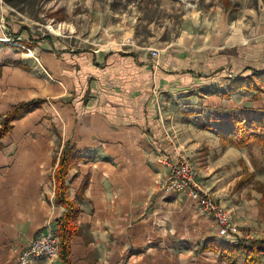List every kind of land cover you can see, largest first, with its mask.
<instances>
[{
  "label": "crops",
  "instance_id": "obj_1",
  "mask_svg": "<svg viewBox=\"0 0 264 264\" xmlns=\"http://www.w3.org/2000/svg\"><path fill=\"white\" fill-rule=\"evenodd\" d=\"M217 11L212 17L213 11L200 10L193 22L198 34L166 47L119 43V48L85 49L13 22L0 1V123L16 104L44 100L13 121L1 140L0 264H18L19 254L45 224L55 226L66 210L55 203L54 176L66 146L80 155L67 175L69 196L82 208L81 231L71 239L74 264H151L156 235L166 254L176 247L166 232L152 226L147 193L133 191L121 198L119 188L127 177L130 189L146 185L150 150L162 153L171 146L162 123V94L226 89L237 76L249 75V69L264 71V37L239 41L228 11ZM152 48L161 50L159 57L151 55ZM51 106L59 113L58 142L53 131L57 119H49L53 112L47 110ZM252 106L263 108L264 94ZM213 137L216 149L241 161L239 179L247 172L257 177L260 157L264 160L258 147L224 149L219 136ZM261 215L264 224V211ZM212 237L195 245L197 253L216 256L212 263L191 251L188 263L176 259L177 264H219L214 252H198L199 244ZM32 264L64 262L59 256Z\"/></svg>",
  "mask_w": 264,
  "mask_h": 264
},
{
  "label": "rangeland",
  "instance_id": "obj_2",
  "mask_svg": "<svg viewBox=\"0 0 264 264\" xmlns=\"http://www.w3.org/2000/svg\"><path fill=\"white\" fill-rule=\"evenodd\" d=\"M0 1L13 22L85 49L119 48V43L125 48H133L136 44L166 47L171 42L187 40L194 34L196 36L198 33L193 31L194 19L198 17L200 10L205 9L213 11L212 17H215L217 10L223 11L225 8L228 11V21L234 22L238 27L239 41L248 43L264 37V0ZM262 63L264 64V60ZM244 71L247 69L242 72ZM220 89L225 88L204 92L169 91L162 94V123L171 146L162 153L156 149L150 150L152 153L147 156L149 169L143 173L146 175V185L130 189L126 186L129 177L122 179L124 181L123 187L119 188L120 197L132 196L133 191L142 194L145 191L152 226L158 227L159 231L163 230L164 236L166 232L172 239V246H176L168 252L170 255L166 254L162 243L158 241L160 238L156 235L154 243L150 244L153 248L150 251L151 264H177V260L188 263L187 254L191 251L194 257H208L205 258L206 261L212 263L216 256L197 253L196 242L205 236H214L219 240L228 239L218 236L216 220L212 215L203 212L188 192L170 185L169 160L185 158L191 162L198 189L226 209L236 229V236L253 239L264 233L263 219L260 218L264 211V160L255 152L256 162L258 157L261 160L257 177L256 173L251 172L250 175L247 172L239 179L243 167L241 161L236 160L237 155L234 157L222 152L220 146L216 149L214 140H217L213 137V132L207 130L203 124L205 116L215 110L252 105L258 100L254 98L256 92L241 90L228 99L220 96ZM47 110L55 114L51 113L49 119H57L56 127L53 123L52 127L54 126L53 131L58 142L59 113L52 106ZM146 144V147H151L149 143ZM167 244L169 245L168 242ZM168 255L172 257L171 260ZM242 262L243 260L241 264Z\"/></svg>",
  "mask_w": 264,
  "mask_h": 264
},
{
  "label": "trees",
  "instance_id": "obj_3",
  "mask_svg": "<svg viewBox=\"0 0 264 264\" xmlns=\"http://www.w3.org/2000/svg\"><path fill=\"white\" fill-rule=\"evenodd\" d=\"M227 88L220 91L223 98H229L239 90H251L256 91L254 98L259 99L264 93V71L253 70L247 76L239 75ZM43 102V99L25 101L9 110L0 123V148L4 147L1 140L12 130L13 121L40 108ZM204 119V127L219 136L224 148L231 146L251 151L253 147H258L264 155V107L257 108L250 105L221 108L206 115ZM78 158L80 159V155L77 149L66 146L54 172L55 203L66 209L55 220L54 226L60 240L59 256L64 264H74L71 259V239L81 231L78 217L82 208L77 199L70 198L67 184L69 170ZM233 237H228L227 240H216L213 237L205 239L199 244L198 252H214L218 255L221 264H241L242 259V264L264 263V237L253 239Z\"/></svg>",
  "mask_w": 264,
  "mask_h": 264
},
{
  "label": "built area",
  "instance_id": "obj_4",
  "mask_svg": "<svg viewBox=\"0 0 264 264\" xmlns=\"http://www.w3.org/2000/svg\"><path fill=\"white\" fill-rule=\"evenodd\" d=\"M150 53L154 58H157L160 55V49L152 48ZM166 160L168 161L167 158ZM167 163L170 173V185L181 191L188 192L189 196L203 212L213 216L218 224L219 236L222 238L236 236V229L232 225L226 209L209 195L198 189L195 183L196 173L191 162L188 159L182 158L178 161L169 160ZM59 245L60 240H58L54 226L50 224L19 254L18 264H32L38 258H57L59 257Z\"/></svg>",
  "mask_w": 264,
  "mask_h": 264
}]
</instances>
